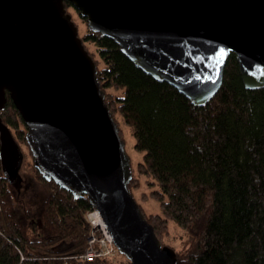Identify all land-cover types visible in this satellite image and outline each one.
Listing matches in <instances>:
<instances>
[{
	"label": "water",
	"instance_id": "obj_1",
	"mask_svg": "<svg viewBox=\"0 0 264 264\" xmlns=\"http://www.w3.org/2000/svg\"><path fill=\"white\" fill-rule=\"evenodd\" d=\"M65 1L139 69L205 107L232 54L246 89H264V0H0V113L9 93L41 175L88 197L131 264H178L131 192L126 143ZM0 141L19 189L25 155L1 116Z\"/></svg>",
	"mask_w": 264,
	"mask_h": 264
},
{
	"label": "trees",
	"instance_id": "obj_2",
	"mask_svg": "<svg viewBox=\"0 0 264 264\" xmlns=\"http://www.w3.org/2000/svg\"><path fill=\"white\" fill-rule=\"evenodd\" d=\"M65 5L69 14L81 17L70 2ZM82 20L87 30L80 38L97 65L122 139L125 124L135 148L144 153L138 175L132 168L130 189L137 201L134 192L144 176L155 186L143 199L158 202L162 213L147 215L141 208L163 246L174 221L189 236L181 252L168 246L176 251L178 264H264V89H246L232 54L219 94L197 107L170 84L139 69L114 41ZM7 98L0 116L25 155L23 168L32 169L33 181L45 195L36 208H28L30 185L22 182L26 199L20 201L0 156V264H131L120 252L82 259L91 238L101 237L89 219L96 209L88 197L75 198L44 179L23 117L9 93Z\"/></svg>",
	"mask_w": 264,
	"mask_h": 264
},
{
	"label": "rangeland",
	"instance_id": "obj_3",
	"mask_svg": "<svg viewBox=\"0 0 264 264\" xmlns=\"http://www.w3.org/2000/svg\"><path fill=\"white\" fill-rule=\"evenodd\" d=\"M74 21L78 26L79 29V34L83 36L87 30V24H85L80 16H77L76 13H74ZM122 130L124 133V141L126 143V151L131 159V165L132 168L135 170V175H138V165L143 161L144 158V153L138 151L135 148V138L132 135V131L130 127H128L125 124H122ZM21 175L23 178V183L29 184L30 188L27 191V199L24 198L25 195L22 194V190L25 188L23 187L22 190L21 188H16V196L20 201L23 198L25 200V204L27 205L28 208L34 209L36 208L44 199L45 191L40 186L36 185V183L33 181L34 180V175L32 172V169L28 168L25 166V168H22L21 170ZM31 180V182H30ZM148 178L144 176L142 178V186L138 191H135V197L140 204V207L142 206L144 212L147 215L151 214H161V205L156 202L155 200L148 199L144 200L143 195L144 194H149L151 191L155 189V186L149 185L147 182ZM31 183V184H30ZM26 195V196H27ZM167 246H171L175 248L177 252L183 251L188 245H189V236L187 232L181 228L176 222L170 221V236L165 238Z\"/></svg>",
	"mask_w": 264,
	"mask_h": 264
},
{
	"label": "built area",
	"instance_id": "obj_4",
	"mask_svg": "<svg viewBox=\"0 0 264 264\" xmlns=\"http://www.w3.org/2000/svg\"><path fill=\"white\" fill-rule=\"evenodd\" d=\"M90 222L99 236H94L90 240V249L82 257L83 260L93 261L95 258L117 256L119 250L114 244V240L105 226L99 212L95 210L89 216Z\"/></svg>",
	"mask_w": 264,
	"mask_h": 264
},
{
	"label": "flooded vegetation",
	"instance_id": "obj_5",
	"mask_svg": "<svg viewBox=\"0 0 264 264\" xmlns=\"http://www.w3.org/2000/svg\"><path fill=\"white\" fill-rule=\"evenodd\" d=\"M20 188V187H19Z\"/></svg>",
	"mask_w": 264,
	"mask_h": 264
}]
</instances>
